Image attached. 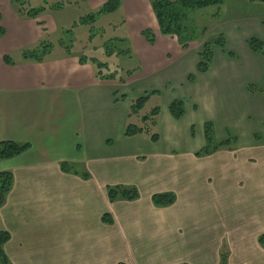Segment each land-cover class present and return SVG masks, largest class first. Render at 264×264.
<instances>
[{"label": "crops", "instance_id": "obj_1", "mask_svg": "<svg viewBox=\"0 0 264 264\" xmlns=\"http://www.w3.org/2000/svg\"><path fill=\"white\" fill-rule=\"evenodd\" d=\"M8 1L0 0V142L28 145L19 156L0 161V173L13 176L0 206L10 263L264 264L257 242L264 234V92L247 90L263 86L264 57L251 52L247 40L264 44V19L242 22L250 38L236 31L238 21L220 34L226 47L213 51L209 70L191 71L193 82L186 78L183 117L174 119L169 105L160 109L158 140L152 142L144 134L124 136L130 103L119 89L130 78L122 84L97 80L93 67L75 55L4 64V41L17 48L31 35L39 39L44 28L10 10L3 19ZM120 10L125 26L135 19L137 32L150 28L155 35L153 45L146 42V65L164 70L189 55L176 37L161 36L149 0H120L115 12ZM229 38L240 43V57ZM159 44L178 56L171 59ZM206 123L216 142L230 143L203 156L198 154ZM62 164L77 174L63 172ZM133 185L136 200L109 201L108 188ZM158 194L175 200L156 206L152 196ZM259 222L263 226L254 230Z\"/></svg>", "mask_w": 264, "mask_h": 264}, {"label": "rangeland", "instance_id": "obj_2", "mask_svg": "<svg viewBox=\"0 0 264 264\" xmlns=\"http://www.w3.org/2000/svg\"><path fill=\"white\" fill-rule=\"evenodd\" d=\"M22 1L25 9L40 10L39 15L34 20H37V24L44 26V28L41 29L42 34L39 39L32 41L35 37L31 35L30 42H25L17 48H13L9 41H4L2 45L9 47L5 55L10 57L12 62L21 63L23 52L31 51L42 45V47L47 46L49 50L43 61L53 60L68 54L77 57L85 56L88 59L95 58L100 63H105L110 71L114 70L113 72L122 80L125 81L127 78L128 81L130 78L127 85L119 89L120 93L125 95L121 96L126 98L129 103L141 96L149 95L148 101L139 111L138 120L149 115L155 107L160 111V109H166L172 101L186 97L188 93L186 78L193 75L191 71L195 70L197 55L194 52L202 42L204 31L208 34L204 41L214 40L220 34L225 36L226 30H230L232 27L235 29L236 25L233 22L238 21L240 24L238 23L236 31L250 38L251 35L249 36V34L252 31L250 28H245L242 22L251 19V17L264 19V2L258 0H223L222 5L219 6L189 11L185 20L186 28L179 38L187 45V48H182L177 42V38L174 40L182 50L186 51L189 48V55L184 61L181 57L174 61L175 63L171 67L162 70L155 69L154 65H149V62H146L147 65L145 64L146 48H150V46L141 35L143 30L141 32L135 30L140 21L130 19L131 22L127 21V26H125V19H122L124 11L122 10L103 14L95 18L93 23L83 22L82 24L83 19L88 21L89 15L95 13L100 6L83 0ZM3 7V19H8L5 10H10L16 14L10 0ZM118 39L124 41L118 42L116 41ZM229 42L234 43L236 46L234 52L240 57V43L232 40V38H229ZM106 45L113 47L111 55L107 54ZM158 49H163L164 52L170 54L171 59L178 56V51L169 45L159 44ZM217 49L214 47V50ZM118 50H127V54H117L116 51ZM164 55L167 57L166 54ZM192 56L193 59H190ZM252 68L259 69L255 66ZM127 72H130L131 75L127 76ZM116 82L120 83L118 80ZM153 92L156 93L151 94ZM131 120L136 122L137 117H132ZM133 187L137 189L135 185L129 188ZM260 220L264 222L263 218ZM262 226L263 223L259 222L258 227H253V229L259 230Z\"/></svg>", "mask_w": 264, "mask_h": 264}, {"label": "trees", "instance_id": "obj_3", "mask_svg": "<svg viewBox=\"0 0 264 264\" xmlns=\"http://www.w3.org/2000/svg\"><path fill=\"white\" fill-rule=\"evenodd\" d=\"M87 2L88 0H83ZM259 2H264V0H258ZM11 4L14 6L17 16L20 19H36L39 15L40 10H27L24 8V3L22 0H10ZM151 10L155 17L159 33L162 36H172L177 38V42L182 46V48H187V45L184 44L179 38L182 35L183 31L186 28L185 20L189 11L205 9L211 6L222 5L223 0H149ZM120 5V0H108L102 4L99 9L89 15L88 21L84 20L81 22L93 23L99 16L103 14L114 13ZM41 24V23H39ZM4 35V30L0 28V37ZM141 35L144 37L146 42L150 45L155 43V35L149 29H145L141 32ZM118 42L124 41L123 39L116 40ZM247 46L249 50L255 54H258L261 57H264V44L257 38H250L247 40ZM214 47H217L221 50H224L226 47V41L222 35H218L214 40H206L202 44L200 52L197 54L198 61L196 64L197 73H205L209 70L212 61H213V51ZM107 54L111 55L113 47L106 45ZM49 52L47 46H39L31 51H25L22 54L24 63L26 62H42L44 56ZM117 54H127V50H118ZM68 54V53H67ZM70 55V54H68ZM81 64L89 63L94 70V77L97 80L104 81H119L124 83V80L118 77V75L113 72L114 70H109L105 63H100L95 58H86L85 56L78 57ZM4 64L8 66L15 65L14 62L7 55L3 56ZM131 73L127 72V76H130ZM189 82L194 81V76L189 75L187 77ZM247 90L250 93L264 92V79L263 86L256 87L254 85H249ZM153 92L151 94H155ZM149 99V95H144L137 98L134 101H131L129 107V121L124 130L125 137H133L137 135H147L152 142L158 140V134L155 133V123L156 118L159 113L157 107L153 108L150 111L149 115L143 116L138 120L139 111L143 109V106ZM170 115L174 119H180L185 113L184 103L181 100H174L169 104L168 107ZM132 117H137L136 122H132ZM204 137H205V146L200 151L198 155H209L220 149L222 146L227 145L230 141H225L222 143L216 142L213 134V127L210 123H206L204 126ZM28 149L27 144H18L12 141H3L0 142V161L8 160L19 156ZM61 170L65 173H74L77 174L73 167L67 164L61 165ZM82 178H88V175L84 173ZM13 184V176L9 172L0 173V206L3 202L5 196L11 190ZM107 196L110 202L116 200H125V201H134L138 198V191L136 188H123V187H111L107 189ZM175 198L172 194H158L152 196V202L156 206H169L174 202ZM103 222L110 223L108 215L102 216ZM9 240V235L6 232H0V264H11L7 256L4 253V245ZM258 244L264 248V234L260 235L257 239Z\"/></svg>", "mask_w": 264, "mask_h": 264}]
</instances>
